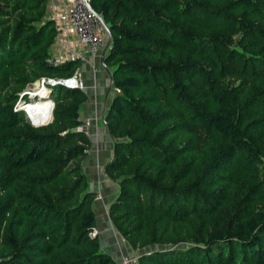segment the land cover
Here are the masks:
<instances>
[{"label": "trees", "instance_id": "16d2710c", "mask_svg": "<svg viewBox=\"0 0 264 264\" xmlns=\"http://www.w3.org/2000/svg\"><path fill=\"white\" fill-rule=\"evenodd\" d=\"M0 2V264H114L89 236L94 194L75 162L85 93L53 87L40 127L15 109L27 85L80 63L49 65L45 0ZM90 7L111 34L108 217L149 250L136 264H264V0Z\"/></svg>", "mask_w": 264, "mask_h": 264}, {"label": "crops", "instance_id": "0c3cea01", "mask_svg": "<svg viewBox=\"0 0 264 264\" xmlns=\"http://www.w3.org/2000/svg\"><path fill=\"white\" fill-rule=\"evenodd\" d=\"M106 53V52H105ZM101 50L89 55L78 66L79 77L84 84L86 95L80 106L79 119L82 124L88 121L87 137L89 152L80 160V168L86 177L87 189L94 194L92 209L95 216V229L99 248L110 255L114 264H120L123 256H139L149 250L131 248L110 223L108 207L117 195V184L104 171L105 164L112 158V138L103 115L113 91L109 88V77ZM104 63V66L101 63Z\"/></svg>", "mask_w": 264, "mask_h": 264}, {"label": "built area", "instance_id": "2783aa9c", "mask_svg": "<svg viewBox=\"0 0 264 264\" xmlns=\"http://www.w3.org/2000/svg\"><path fill=\"white\" fill-rule=\"evenodd\" d=\"M44 19L51 21L55 31V36L50 45V55L47 59L51 67L61 66L68 62H85L88 55H95L105 45L107 34L102 26L101 21L90 7V0H45ZM1 6V3H0ZM78 67L72 73L64 78H46L41 77L35 80L41 85L50 83L57 84L64 88L80 89L84 88V84L79 77ZM32 83L19 94V98L15 104L16 110H21L24 117L32 122L31 117L26 111L29 102H34L44 98H32ZM27 95L28 101L23 100V96ZM47 97V96H46ZM50 98L48 106L52 111L54 101ZM45 102V101H44ZM88 121L77 127V130L83 132L87 136ZM32 125V124H31ZM36 127V126H35ZM87 153V150L85 151ZM97 235L96 229L89 233L90 237ZM137 256H123L120 264H136Z\"/></svg>", "mask_w": 264, "mask_h": 264}, {"label": "bare ground", "instance_id": "6f19581e", "mask_svg": "<svg viewBox=\"0 0 264 264\" xmlns=\"http://www.w3.org/2000/svg\"><path fill=\"white\" fill-rule=\"evenodd\" d=\"M49 105L50 103L46 100H38L36 103L35 101L29 102L25 108L28 115L31 117L32 122L40 126L43 123L48 122L51 118V110L48 107Z\"/></svg>", "mask_w": 264, "mask_h": 264}, {"label": "rangeland", "instance_id": "374dc122", "mask_svg": "<svg viewBox=\"0 0 264 264\" xmlns=\"http://www.w3.org/2000/svg\"><path fill=\"white\" fill-rule=\"evenodd\" d=\"M0 3H2V2H0ZM4 3V2H3ZM89 56V55H88ZM88 56H87V58H88ZM82 63V62H81ZM79 66V65H78ZM57 84H53V85H51L50 83H43L42 85H41V83L39 82V83H37L36 81H34L33 83H32V89H31V93H32V98H35V97H42V96H45L44 98H42V99H40V100H44V99H46V98H50L51 97V92H52V89H53V87H55ZM60 86V85H59ZM47 96V97H46ZM49 100H51V99H49ZM52 112V111H51ZM25 118V117H24ZM26 119V118H25ZM51 119H52V115H51V118H50V120L48 121V122H46V123H43L42 125H40V126H44V125H46V124H48L50 121H51ZM27 120V119H26ZM28 122H29V120H27ZM30 123V122H29ZM40 126H36V127H40ZM88 138V137H87ZM90 146V145H89ZM89 146H88V148H87V153L89 152ZM82 158H80V160H81ZM80 160L78 159L77 161H75L76 163H80ZM74 162V163H75Z\"/></svg>", "mask_w": 264, "mask_h": 264}, {"label": "water", "instance_id": "95a60500", "mask_svg": "<svg viewBox=\"0 0 264 264\" xmlns=\"http://www.w3.org/2000/svg\"><path fill=\"white\" fill-rule=\"evenodd\" d=\"M92 11H93V13H95L97 15V17L101 21L102 26H103L106 34H107V39H106L105 45L101 49V57H103L104 53L107 51V49L109 48V45L111 43V34H110V31H109V28H108L107 24L104 22V20L101 18V16L98 15L94 10H92ZM101 63L104 66V63L102 62V58H101ZM106 72L108 73V77H109V86L108 87L110 88L111 84H112L111 73L107 69H106ZM31 124L33 126H39V125H36L34 122H31Z\"/></svg>", "mask_w": 264, "mask_h": 264}]
</instances>
